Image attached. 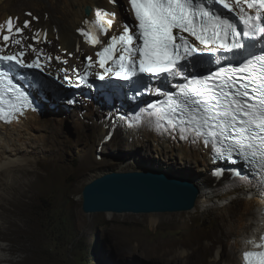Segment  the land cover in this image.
I'll list each match as a JSON object with an SVG mask.
<instances>
[{
  "label": "snow or ice",
  "instance_id": "obj_1",
  "mask_svg": "<svg viewBox=\"0 0 264 264\" xmlns=\"http://www.w3.org/2000/svg\"><path fill=\"white\" fill-rule=\"evenodd\" d=\"M128 4L134 25H121L120 34L112 35L106 43L101 37L112 30L117 14L97 9L94 20L84 21L86 27L78 29L80 35L93 46L102 45L96 52L97 59L87 57L82 73L73 69L75 81L66 68L59 70L63 77L55 78L69 87H91L92 75L100 81L114 77L124 82L141 76L164 80L179 77L185 82L173 84L175 92L153 89L164 99L140 109L129 127L141 125L147 117L160 134L201 142L210 148L214 162L235 163L238 159L256 178L258 194L264 198V49L254 53L257 44L249 43L264 44V0H128ZM23 27L28 28L29 22L25 21ZM13 28L9 18L8 35L2 39L5 44L20 45ZM22 32V28H15V34ZM32 51L38 52L35 48ZM218 53L230 54L235 63L206 76L185 74V64L195 66L205 55L216 57L215 63L220 64ZM24 55L8 54L0 47V64L7 65L6 69L0 68V122L6 124L33 107L30 94L14 82L10 73L17 66L45 71L39 55L31 62H26ZM45 59L50 63L52 58ZM56 60L67 64L60 57ZM96 65L101 71L92 73ZM67 103L76 101L70 99ZM234 175L247 180L239 171ZM248 243L256 250L243 252L244 264H264V235L260 242Z\"/></svg>",
  "mask_w": 264,
  "mask_h": 264
},
{
  "label": "bare ground",
  "instance_id": "obj_2",
  "mask_svg": "<svg viewBox=\"0 0 264 264\" xmlns=\"http://www.w3.org/2000/svg\"><path fill=\"white\" fill-rule=\"evenodd\" d=\"M7 1L0 0V26H3L0 28V35L8 34L7 21L12 18L14 38L21 40V44L17 46L27 44L28 54L32 57L35 54H42L44 59L50 56L52 61L48 65L56 73H62L59 70L65 68L68 69V75L74 74L73 69H78L81 72L84 66V58L87 55L94 57V52L99 49V45L93 46L87 43L85 38L80 35L78 29L86 27L85 20L95 19L94 14L97 9L117 14L116 23H114L112 30L109 31L107 36L101 37L104 42L112 35L119 34L122 31L120 26L126 23L123 3L122 5L116 1L113 3V0H47L45 6L40 3L23 2L19 4L18 8L15 6V9L3 5ZM124 2L127 10H129L128 0H124ZM87 9L89 10V15L86 14ZM25 21L29 22L28 28L23 27ZM15 28H22L23 32L15 34ZM36 33H40V35L36 36ZM3 45L4 43L0 39V47H3ZM13 46L15 47L16 45L13 44ZM33 48L37 49L38 52H33ZM84 53H87V55L83 56ZM56 57L67 60V64L58 63ZM138 112L135 111L133 114L136 115ZM86 116H92V118L98 116V119L94 121V126L99 138L91 145L90 141L85 142L88 137L86 135H89L88 129L85 127L88 124L82 120L76 122L77 124L74 126L76 135L73 141L76 144H85L82 151L84 166L88 164L100 165L105 162L103 158L97 155V148L106 149V143L110 139L106 138L104 134L111 125L115 129H108V137L111 134L116 136L120 130L126 132L133 146L132 150L134 152L132 154L137 155V158L140 155L147 159L152 152L166 154V157L163 158L166 165L176 166L174 160L179 158L180 162L178 164L180 166L177 168L180 171L189 173L191 169H194L191 177L194 183L189 179L187 180L196 185L199 190L195 210L214 212L215 217L220 221L216 224L219 229V235L214 237L212 241L203 244L201 248L192 247L193 251L191 250V253L181 251L176 255L174 249L169 248L165 251L164 256H171L172 262L177 263H179V259L187 258L191 254L206 264H241L242 248L249 244L248 241L255 236V233L262 226L259 215L263 202L258 196L247 193L240 187L232 192H225V180L219 182L213 178L215 166L211 164L212 151L210 148L204 147L201 142L193 143L190 142V139L185 140L180 139L179 136L160 134L152 124L148 123L147 117L144 118V123L137 127H129V123L120 127V123L126 122V119L124 121L119 119L114 114V110L109 108H105L102 114L98 111V115L89 108ZM119 117L122 118V116ZM65 122L61 119H53L49 115H44L43 117L31 115L26 116L22 121L13 122L10 125H0V164H2L0 166V175L5 176V174L10 175L11 173L13 178L4 187L5 191L12 193V199L5 200L2 198L0 202V218L8 224V231H22V228L17 225V218L21 214L22 207L26 205L25 201H28L25 199H30V194L38 186L37 182L31 177L37 175L36 178L40 182L44 175H41L37 168L33 172L23 168L30 165L29 157H17L18 159L14 161L10 156H14L12 153L16 156L20 151H26L30 154L40 153L44 157L43 160L48 162L44 165L45 169L49 170L58 166L62 161L63 146L69 145L70 147L72 145L70 144L72 143L71 136H67L66 132H64V128L67 127ZM55 132L65 136L58 143L56 140H52L51 143L55 145L54 148H44L43 146L47 143L45 138H48L49 135H55ZM37 134L42 136L43 139H40ZM119 148H121V144ZM48 156L51 159H48ZM35 160L38 161L37 159ZM98 160L100 161L98 162ZM138 160L130 158L124 164L133 165L137 168L139 166ZM151 167L153 170H147L148 172H160L163 174L169 172L163 165L158 168ZM21 168L23 169L21 170ZM139 169L137 168V170ZM105 215L110 217L112 214L108 213ZM155 217L154 214L149 215L148 223L151 227H156L159 223V220ZM223 229L225 238L230 240L228 245H226L227 242L224 240ZM9 250L12 251V248ZM26 260L25 258L21 259L19 263H23ZM3 261L0 258V262Z\"/></svg>",
  "mask_w": 264,
  "mask_h": 264
},
{
  "label": "rangeland",
  "instance_id": "obj_3",
  "mask_svg": "<svg viewBox=\"0 0 264 264\" xmlns=\"http://www.w3.org/2000/svg\"><path fill=\"white\" fill-rule=\"evenodd\" d=\"M115 1L120 5L123 3L127 22L130 14L124 0ZM23 2L40 3L45 6L47 0H8L3 5L15 9V6L18 8ZM10 43L7 47L28 51L27 44L14 47ZM38 55L42 54L34 56ZM85 55L87 53L83 54ZM77 119L78 116H74L69 122H65L67 127L65 126L64 132L67 136H71L72 145L63 146L62 161L58 166L45 169L44 165L48 162L43 160L44 157L40 153L30 154L20 151L16 156L14 153H12L14 156H10L9 153L14 161L29 157L30 165L23 168L29 172L37 168L41 175H44L40 182L36 178L37 175L31 177L38 186L30 194V199H25L28 200L27 202L24 200L26 205L22 207L21 214L17 218V225L22 228L21 232L8 231V224L0 218V258L4 260L0 264H206L191 254L187 258L179 259V263L172 262L171 256L164 255L169 248H173L176 255L181 251L191 253L196 246L201 248L203 244L218 236L219 229L216 224L220 221L215 217L214 212H201L194 208L189 212L154 214L159 220L156 227H151L148 223L149 215L153 214H112L109 217L103 213L87 215L82 212L83 188L105 173L147 171L153 170L150 166L158 168L163 165L169 170L166 174L193 182L191 177L194 169L189 173L180 171L177 168L180 166L179 158L174 160L176 166L166 165L163 161L166 154L152 151L147 159L140 155L137 158V155L132 154L133 146L126 132L120 130L115 133L116 136L111 134L108 137V129L113 130L111 125L104 134L110 139L106 143V149L97 148V155L105 162L100 165L84 166L82 151L85 144L80 145L73 141ZM87 124L88 126L85 127L89 135H86L88 137L85 142L90 141L91 145L99 137L94 122L89 119ZM121 126L126 125L121 123ZM54 134L45 138L47 143L44 148H54L52 140L58 143L65 136L58 132ZM37 136L42 138L39 134ZM120 144L121 148H119ZM130 158L136 161L139 159V166L137 165L139 170L133 165L124 164ZM48 159L51 158L48 156ZM12 180L11 173L0 175V202L2 198L12 199V193L4 189L5 184ZM223 233L228 245L230 240L225 238L224 229ZM10 248L12 251L9 250ZM24 258L27 260L19 263V260Z\"/></svg>",
  "mask_w": 264,
  "mask_h": 264
},
{
  "label": "water",
  "instance_id": "obj_4",
  "mask_svg": "<svg viewBox=\"0 0 264 264\" xmlns=\"http://www.w3.org/2000/svg\"><path fill=\"white\" fill-rule=\"evenodd\" d=\"M86 14L89 15L87 9ZM199 190L189 180L160 172H110L85 185L84 214H167L195 208Z\"/></svg>",
  "mask_w": 264,
  "mask_h": 264
}]
</instances>
